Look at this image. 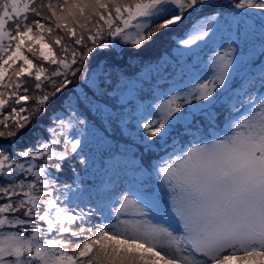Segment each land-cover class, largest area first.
<instances>
[{
    "label": "snow or ice",
    "instance_id": "snow-or-ice-1",
    "mask_svg": "<svg viewBox=\"0 0 264 264\" xmlns=\"http://www.w3.org/2000/svg\"><path fill=\"white\" fill-rule=\"evenodd\" d=\"M176 29L172 86L144 103L160 68L118 58ZM133 117L147 152L191 139L105 158ZM0 264H264V0H0Z\"/></svg>",
    "mask_w": 264,
    "mask_h": 264
},
{
    "label": "trees",
    "instance_id": "trees-1",
    "mask_svg": "<svg viewBox=\"0 0 264 264\" xmlns=\"http://www.w3.org/2000/svg\"><path fill=\"white\" fill-rule=\"evenodd\" d=\"M209 11V10H205ZM182 29H176L174 30V33H165L162 36H158L155 38L154 42L144 48L143 50H139L133 53H129L126 55H123L119 57V67L116 68V71H123L127 73L129 76L133 78L141 77L143 76L144 72L143 69L145 68L146 63L150 62V64H153V62L157 61L159 58L164 57V55H169L172 54V46H173V37L180 32ZM53 48L56 52L57 57L61 55L58 46L53 45ZM31 57L29 53H26ZM107 56V53L102 52L99 56H96L93 58L92 62L89 64L90 67L88 68L89 71L93 69L94 71L96 70L99 72L101 68L105 67L104 64L100 63L101 61L105 60V57ZM32 58V57H31ZM37 61H34V63ZM110 63V61H109ZM45 67H49V70L51 68H54L55 65H52L51 67L49 66L48 63H45ZM109 71H112L113 69L111 67L108 68ZM177 71V65L174 68L173 64L170 65H164L163 67H160V73L159 76L157 75L156 72L151 73L148 77H146L147 82L144 84V98L143 102L148 103L149 101H153V97L150 91L151 85H155L159 82V87L160 90L163 91L166 88H168V85L171 83H166L165 80L160 81L159 77L163 76L166 78L167 81H171L172 77L176 74ZM22 80L31 83L32 79L31 77H28L26 74L24 77L21 78ZM72 86H70L71 88ZM30 94H31V89H30ZM31 101L28 102V106H31ZM57 111L60 110V104L57 103L56 105ZM132 108V106H130ZM134 111L135 109L132 108ZM51 111V110H50ZM85 119H88L92 124H95L96 121L94 117L89 114L85 113ZM223 122V116L221 117V120L219 122H216L213 127H209L206 129H202V134L203 136H207V139H209L211 136L209 135V131L213 129L216 126H220V124ZM48 123V118L44 117L43 118V124L46 125ZM180 128V127H179ZM42 130V128L37 129ZM136 130V124H135V119L129 118L127 125L124 126L122 129L118 122L114 123L112 128L108 132V137L110 140V143L112 145V148L110 150L105 151V158L107 157L108 151H119V150H130L127 154L130 155H135L139 157V161L142 163L147 164L148 166L151 165V158L150 156L154 153H159L165 149V146L162 145L158 148H156L152 152H147L144 150V147L142 144L139 143L138 138L134 135ZM220 131V134L223 133L222 128L220 127L218 129ZM176 133L183 134L182 133V128L180 130L176 129ZM174 132V133H175ZM92 145L95 147V140H92ZM78 171L80 170L79 168L77 169ZM97 179H99V175L96 176ZM62 179L65 180V182L70 183L71 182V174H66L65 176L62 177Z\"/></svg>",
    "mask_w": 264,
    "mask_h": 264
},
{
    "label": "rangeland",
    "instance_id": "rangeland-1",
    "mask_svg": "<svg viewBox=\"0 0 264 264\" xmlns=\"http://www.w3.org/2000/svg\"><path fill=\"white\" fill-rule=\"evenodd\" d=\"M221 2H227V0H221ZM210 11V10H209ZM35 31V30H34ZM182 31H183V29L180 31V32H178L176 35H175V37L176 38H179V36H180V34L182 33ZM225 39H226V37H224ZM177 47H178V45H177V42H176V39H173V46H172V54H169V55H164V57H162V58H159L157 61H155V62H153V64H150V65H153V66H155V67H163L164 65H170V64H174L177 60H179L180 59V57L178 56V53L176 52V49H177ZM54 49V48H53ZM55 51V50H54ZM207 51V50H206ZM26 54V53H25ZM27 55V54H26ZM202 55H206V53L205 54H202ZM29 58H31V57H29ZM21 62L20 61H17V64L16 65H14L13 67H16V66H18L19 64H20ZM149 63L150 62H147L146 63V65H149ZM188 63H191V61H188ZM90 67V65H88V68ZM178 67H179V65H177V69H178ZM11 71V70H10ZM92 71H94L93 69H91L89 72H92ZM96 71V70H95ZM97 72V71H96ZM144 75V74H143ZM160 81H162L161 79H159ZM237 83H239V79H237ZM172 86V84H170V85H168V88L169 87H171ZM216 133H218V130L217 129H212V130H210V135H211V137L209 138V140L210 139H213L214 137H215V135H216ZM220 134V133H219ZM224 134V132L223 133H221L220 135H223ZM173 140V139H172ZM202 142V141H201ZM185 145H187V144H185ZM188 146H190V145H188ZM170 153V152H169ZM167 154L168 153H166V154H163L162 156H167ZM136 160H137V158L134 156V155H132ZM162 156H160V157H162ZM160 157H158L157 159H159ZM157 159H155V161L157 160ZM98 174H95V173H93V172H91V170H90V174H89V177H88V179H87V181H85V183H89V184H97V183H99V181H98V179H96V176H97ZM119 205L117 204L116 205V207H118ZM109 222H112V221H109Z\"/></svg>",
    "mask_w": 264,
    "mask_h": 264
}]
</instances>
